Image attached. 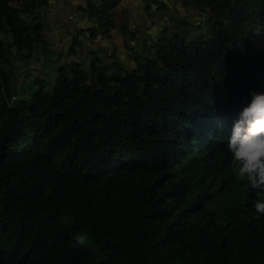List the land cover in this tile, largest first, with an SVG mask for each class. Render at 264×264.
I'll return each instance as SVG.
<instances>
[{"label": "trees", "instance_id": "obj_1", "mask_svg": "<svg viewBox=\"0 0 264 264\" xmlns=\"http://www.w3.org/2000/svg\"><path fill=\"white\" fill-rule=\"evenodd\" d=\"M257 25L264 0H0V264H264L227 148ZM40 52L54 79L18 82Z\"/></svg>", "mask_w": 264, "mask_h": 264}, {"label": "clouds", "instance_id": "obj_2", "mask_svg": "<svg viewBox=\"0 0 264 264\" xmlns=\"http://www.w3.org/2000/svg\"><path fill=\"white\" fill-rule=\"evenodd\" d=\"M251 33L264 36V25H257ZM227 148L237 180L257 193H264V92L252 93L251 102L234 122ZM253 207L257 219L264 216V200L257 199Z\"/></svg>", "mask_w": 264, "mask_h": 264}, {"label": "rangeland", "instance_id": "obj_3", "mask_svg": "<svg viewBox=\"0 0 264 264\" xmlns=\"http://www.w3.org/2000/svg\"><path fill=\"white\" fill-rule=\"evenodd\" d=\"M123 1H125V0H123ZM179 3H177V5H178ZM143 6L144 5H140L139 6V8H143ZM140 11H141V9H140ZM80 13L81 12H75L73 15L74 16H76L77 14H78V18L79 19H81L80 17H82V14L80 15ZM148 16V13H141V12H139V20H140V22H141V26H142V29L143 30H146V28H148V29H150L151 31H153V30H158L159 28H161V27H163V26H165L167 23H166V20L164 19V18H160V19H158L157 20V22L155 23V24H151V23H149L148 25H146L145 24V20H144V17H147ZM196 19V18H195ZM50 22V23H52V31H51V42H58L59 41V34H57L58 33V30H59V27H58V25H55L53 22H52V19L50 18V17H48L47 19H45L44 20V22H46L45 24H46V26H47V22ZM73 21H77V18H73ZM154 36L156 37V38H159L161 35H160V32H158V33H155L154 34ZM55 38V39H54ZM127 39H124V41H126ZM122 41V40H121ZM60 43V45L62 44V42L61 41H59ZM257 45H259V46H261V47H264V40L263 39H261V40H259L258 41V44ZM136 50H138V51H141L142 52V55H144V52L141 50V49H139V47H137L136 48ZM147 53V52H146ZM40 56H41V63H40V70H38V69H34V68H32V67H30V66H26L25 68H24V71H23V73H22V77L23 78H21V79H19V81L18 82H22V81H25V82H28V81H30L31 79H33L35 76H43V77H45L46 76V74H48V78L49 79H54V77H55V74L53 73V74H50L49 73V71H48V69L46 68L47 66H46V64L45 63H42V59L44 58V59H46L47 57H48V55H46L45 54V52H40ZM52 57H57V55L56 54H53L52 55ZM122 57L124 58V62L129 66V67H133L135 64H134V60H133V54L132 55H130V56H127V55H125V54H123L122 55ZM38 58H39V56H38ZM35 70V71H34Z\"/></svg>", "mask_w": 264, "mask_h": 264}]
</instances>
